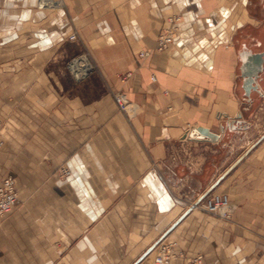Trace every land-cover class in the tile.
<instances>
[{
  "label": "crops",
  "instance_id": "1",
  "mask_svg": "<svg viewBox=\"0 0 264 264\" xmlns=\"http://www.w3.org/2000/svg\"><path fill=\"white\" fill-rule=\"evenodd\" d=\"M244 50L264 55V0H0V264H145L158 242L171 264H264V57L246 92Z\"/></svg>",
  "mask_w": 264,
  "mask_h": 264
},
{
  "label": "built area",
  "instance_id": "2",
  "mask_svg": "<svg viewBox=\"0 0 264 264\" xmlns=\"http://www.w3.org/2000/svg\"><path fill=\"white\" fill-rule=\"evenodd\" d=\"M41 7V6H39ZM177 18H170L168 20L170 27L165 29L157 38L155 51L164 52L172 44L174 40V23ZM76 36L74 34L69 36L70 41H74ZM149 51H142L138 54L140 58H145L149 56ZM84 62L85 66L77 65V62ZM65 69L68 71L69 75L76 82L83 81L89 77L94 72V65L90 62L88 57L84 54L75 56L69 59L65 65ZM130 76L128 73L126 77ZM154 80V77H152ZM115 104L119 111H127L128 102L123 95L113 96ZM260 105L259 109L264 110V92L259 95ZM189 136L191 139H187ZM192 128L187 129L184 133L183 141H192L193 138ZM2 141L0 139V148L2 147ZM66 174L64 171L63 174ZM18 203V196L16 192L15 181L11 176H6L0 181V217H4L11 213L16 204ZM194 208H200L203 212L217 216L220 219L227 220L230 218L234 211L233 205L230 204L227 196L225 195H208L199 203H195ZM175 243L162 244L159 243L156 247V254L152 257L148 264H171L172 258L174 256ZM187 264H202V257L196 256L192 258Z\"/></svg>",
  "mask_w": 264,
  "mask_h": 264
},
{
  "label": "water",
  "instance_id": "3",
  "mask_svg": "<svg viewBox=\"0 0 264 264\" xmlns=\"http://www.w3.org/2000/svg\"><path fill=\"white\" fill-rule=\"evenodd\" d=\"M239 57L241 61L240 74H241V77L243 78V87L245 88V91L248 92L253 81L258 78L259 73H261L262 71V62H263L264 55L252 54L251 52L244 50L240 52ZM232 122L234 124L236 123L237 126L238 125L243 126L241 127L243 130H246L247 128V125L244 122L240 121L239 114L236 116V118ZM206 196L207 194L202 195L198 199L196 204L199 203L201 200H203ZM153 248L154 247L149 249L143 257L147 256L152 251Z\"/></svg>",
  "mask_w": 264,
  "mask_h": 264
},
{
  "label": "rangeland",
  "instance_id": "4",
  "mask_svg": "<svg viewBox=\"0 0 264 264\" xmlns=\"http://www.w3.org/2000/svg\"><path fill=\"white\" fill-rule=\"evenodd\" d=\"M69 38V37H68ZM76 39V38H75ZM69 40V39H68ZM70 41V40H69ZM66 63H67V61L65 62V64H64V70L68 73V71L65 69V65H66ZM69 74V73H68ZM259 110H261V109H259ZM261 111H264V110H261ZM193 138H195V136H193ZM207 197V196H206ZM232 216V215H231ZM231 216H230V218H231ZM229 218V219H230ZM159 243H161V242H159ZM158 243V244H159ZM158 244H156V246L155 247H157V245ZM156 253H154L150 258H148L147 260H146V263L145 264H148L149 262H150V260L152 259V257L155 255Z\"/></svg>",
  "mask_w": 264,
  "mask_h": 264
},
{
  "label": "bare ground",
  "instance_id": "5",
  "mask_svg": "<svg viewBox=\"0 0 264 264\" xmlns=\"http://www.w3.org/2000/svg\"><path fill=\"white\" fill-rule=\"evenodd\" d=\"M174 17V16H173ZM172 18V17H171ZM179 19V18H178ZM84 62H77V65H83V66H85V64H83ZM129 103V102H128ZM131 110H133V108L131 107V105H128V107H127V111L130 113L131 112ZM187 139H191L189 136H187ZM192 139H194V138H192ZM156 253V252H155Z\"/></svg>",
  "mask_w": 264,
  "mask_h": 264
}]
</instances>
